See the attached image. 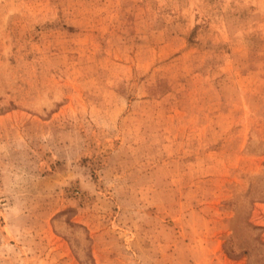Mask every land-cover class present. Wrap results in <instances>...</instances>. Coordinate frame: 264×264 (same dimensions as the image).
<instances>
[{"label": "rangeland", "instance_id": "1", "mask_svg": "<svg viewBox=\"0 0 264 264\" xmlns=\"http://www.w3.org/2000/svg\"><path fill=\"white\" fill-rule=\"evenodd\" d=\"M0 264H264V0H0Z\"/></svg>", "mask_w": 264, "mask_h": 264}]
</instances>
